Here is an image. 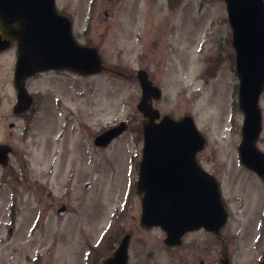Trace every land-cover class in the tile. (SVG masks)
<instances>
[{
    "label": "rangeland",
    "instance_id": "obj_1",
    "mask_svg": "<svg viewBox=\"0 0 264 264\" xmlns=\"http://www.w3.org/2000/svg\"><path fill=\"white\" fill-rule=\"evenodd\" d=\"M56 5L71 18L77 40L98 47L107 70L35 77L31 90L46 91L43 105L38 99L27 118L13 119L14 45L0 55V142L12 146L15 169L14 175L3 173L0 165V264H99L117 244L108 243V236L119 240L125 232L137 252L129 264H168L159 229L143 231L139 225L132 159L142 142L136 132L142 118L134 76L139 68L161 89L153 106L175 117L191 114L205 134V166L224 181L230 207L226 233L238 234L233 264H257L264 250V214L250 212L245 187L239 189L251 187L255 176L237 154L243 114L230 27L222 23L224 2L56 0ZM260 107L257 146L264 150V91ZM120 121L125 131L105 146L94 145L97 134ZM61 205L66 211L59 216ZM94 250L101 253L96 261Z\"/></svg>",
    "mask_w": 264,
    "mask_h": 264
},
{
    "label": "water",
    "instance_id": "obj_2",
    "mask_svg": "<svg viewBox=\"0 0 264 264\" xmlns=\"http://www.w3.org/2000/svg\"><path fill=\"white\" fill-rule=\"evenodd\" d=\"M232 28L235 71L239 79V108L244 119L238 146L241 162L264 181V152L256 146L261 131L259 96L264 89V0H224ZM22 21V29L0 40V51L16 43L14 85L22 109L31 105L24 79L37 72L68 68L83 74L100 72L101 57L94 46L74 39L68 17L55 9V0H0V20ZM141 88L137 108L143 114V156L139 164L136 191L143 193L141 224L160 226L171 244L190 229L220 228L226 219L216 180L200 169L194 155L205 144L191 116L175 120L159 111L151 99L161 96L147 71L136 73ZM21 109V110H22ZM126 128L121 122L95 138L105 145ZM9 148L0 144V163L6 164ZM64 212V207L57 210ZM129 235H125L113 255L102 264H127ZM261 264H264V259Z\"/></svg>",
    "mask_w": 264,
    "mask_h": 264
},
{
    "label": "flooded vegetation",
    "instance_id": "obj_3",
    "mask_svg": "<svg viewBox=\"0 0 264 264\" xmlns=\"http://www.w3.org/2000/svg\"><path fill=\"white\" fill-rule=\"evenodd\" d=\"M222 23H227L226 20L222 19ZM15 49V48H14ZM10 50H4L0 52V55L5 53L6 51ZM14 59H13V65H12V71H11V96H12V103H11V116L13 119H25L27 116L31 113L33 108L37 105L38 99L42 102L43 105V96L44 93L43 90H31V84L32 79L35 77H38L42 74H55L57 77L60 76L62 73H67L71 75H78V73L68 70V69H58V70H51L43 73H37L31 77H27L24 80V87L26 91L32 96L33 98V105L28 110H21L22 106L21 103H18V95L17 90L14 85L13 80V73L14 68L16 64V51H13ZM56 84H52L50 88H54ZM10 127H15V124L12 122L9 124ZM137 130V134H138ZM141 141H142V133H140ZM61 139V138H60ZM59 139V140H60ZM205 148V147H204ZM204 148L199 151L196 154L197 162L201 167L204 169H207L205 166V156L203 153ZM142 155V142L140 146L139 156L140 158ZM245 168V167H244ZM246 169V168H245ZM208 170V169H207ZM248 171L252 172L255 176V180L253 181L251 187L242 185V188L239 189L243 190L245 187L244 194L246 195V199L249 206V211L253 212V214L257 213V210L259 211V214L262 212L264 214V183L263 181L251 170L247 169ZM211 172L215 178L217 179L219 186L221 190L223 191L224 188V181L215 173H213L211 170H208ZM137 174V173H136ZM259 188L260 191H257L256 189ZM262 193L263 197L259 194ZM141 198V195H140ZM238 202H240V198L236 199ZM140 202V200H139ZM223 202L225 204V207L228 211V217L230 212V207L227 203V200L225 201L223 198ZM246 207V206H245ZM247 208V207H246ZM141 212V207H140ZM229 221L227 220L226 224L217 232L215 231H209L204 228L194 229L190 231H185L179 239L175 240V234L172 236L174 238L173 242H170V245H167L164 243V238L166 236V233L164 230H162L160 227H153L151 229H159L161 232V242L163 243V249L167 251L168 253V264H233V258L235 257L234 249L238 248L236 243L234 242V237L238 234L231 232L230 230L227 231L226 229L228 227ZM140 229L143 231H149L151 229H147L143 226H140ZM130 233V232H129ZM133 236H131L130 233V242H129V249H128V260L132 257H135V254L137 253L134 247L132 246ZM141 241V239H140ZM142 242V241H141ZM143 252V246L140 247L138 254H142ZM147 257H151L152 253L147 252ZM264 256V250H262L261 253L257 256V264L260 263L262 257ZM129 264V263H128Z\"/></svg>",
    "mask_w": 264,
    "mask_h": 264
},
{
    "label": "clouds",
    "instance_id": "obj_4",
    "mask_svg": "<svg viewBox=\"0 0 264 264\" xmlns=\"http://www.w3.org/2000/svg\"><path fill=\"white\" fill-rule=\"evenodd\" d=\"M21 29L22 21L20 19H14L11 22L4 19L0 20V40L13 36V30L19 31Z\"/></svg>",
    "mask_w": 264,
    "mask_h": 264
}]
</instances>
